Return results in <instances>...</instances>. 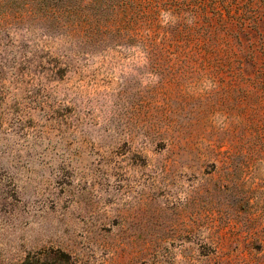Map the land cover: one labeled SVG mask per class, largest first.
<instances>
[{
	"label": "rangeland",
	"instance_id": "rangeland-1",
	"mask_svg": "<svg viewBox=\"0 0 264 264\" xmlns=\"http://www.w3.org/2000/svg\"><path fill=\"white\" fill-rule=\"evenodd\" d=\"M131 1L0 0V264H264V0Z\"/></svg>",
	"mask_w": 264,
	"mask_h": 264
},
{
	"label": "trees",
	"instance_id": "trees-1",
	"mask_svg": "<svg viewBox=\"0 0 264 264\" xmlns=\"http://www.w3.org/2000/svg\"><path fill=\"white\" fill-rule=\"evenodd\" d=\"M109 2H111L112 4L109 5L111 7H124L126 8V6H128L129 4L132 3L131 0H109ZM115 11V10H114ZM150 48H148L146 50V53L148 55L149 58H151L152 60H158L160 58H162L164 55H166L164 48L159 47V46H149ZM114 46H108V45H104V46H83V47H79L80 51L83 52V50H88V51H93L95 49H100V50H109V49H114ZM177 51L180 52H184L183 50H188L187 51V56L189 57H195L194 55H197L195 53V51L193 49L190 48L189 45H185V44H178L177 45ZM83 49V50H82Z\"/></svg>",
	"mask_w": 264,
	"mask_h": 264
}]
</instances>
